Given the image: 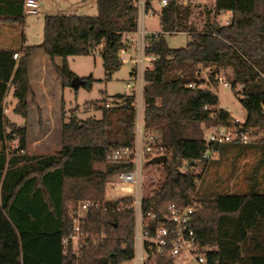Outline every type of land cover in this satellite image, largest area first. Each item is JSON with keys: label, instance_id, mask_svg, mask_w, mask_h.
Returning a JSON list of instances; mask_svg holds the SVG:
<instances>
[{"label": "trees", "instance_id": "obj_1", "mask_svg": "<svg viewBox=\"0 0 264 264\" xmlns=\"http://www.w3.org/2000/svg\"><path fill=\"white\" fill-rule=\"evenodd\" d=\"M97 14H48L44 18L40 44L18 48L0 47V264H120L135 253L133 208L120 211V200L109 201L106 209L88 212L83 228L89 240L77 255L72 244H64L73 227L70 204L80 199H103L106 182L129 165L105 162L114 146H129L135 140L136 112L130 97L118 105L107 99L91 102L102 116L80 119L72 115L63 124L62 147L51 154L27 150L28 130L9 120L4 112L10 90L16 99L13 111L27 116L35 93L29 77L32 55L42 49L56 63L64 86H71L76 73L69 56L87 55L101 44L105 78L111 79L123 63L119 50L138 28V0H94ZM145 0V10L155 12ZM159 11L161 31L146 37L147 54L156 55L145 71L144 126L159 135L167 161L158 169V180L150 185L143 200L145 213L154 211L158 220L170 204L179 207L197 203L193 222L201 246L209 247L210 264H264V0H216L215 13L201 30L191 21V10L178 0H167ZM24 0H0V21L25 18ZM213 10V11H214ZM231 12L229 23L214 17ZM189 31L191 40L183 47H170L166 33ZM14 53L21 54L19 59ZM232 69L231 88L246 111V123L236 125L231 113L219 106L216 87L223 69ZM206 71V76H203ZM91 88L97 80L81 77ZM196 82L202 87L192 88ZM102 102V103H101ZM202 124L225 125L249 131L259 139L209 144ZM17 145L11 147V143ZM221 156L236 149L239 154L257 149L261 157L245 190L229 192L219 185L199 186L202 174L183 171L186 163L208 165L220 159L205 158L207 149ZM155 264H172L161 254Z\"/></svg>", "mask_w": 264, "mask_h": 264}, {"label": "rangeland", "instance_id": "obj_2", "mask_svg": "<svg viewBox=\"0 0 264 264\" xmlns=\"http://www.w3.org/2000/svg\"><path fill=\"white\" fill-rule=\"evenodd\" d=\"M36 1V13H26L25 18L19 21H0V27H10L0 33V42L5 46L9 48H18L24 43L25 38H27L29 44H40L43 40L44 18L48 14H97V8H91V1ZM215 1L216 0H187V3H184V0H178V3L182 6L187 5L191 10V21L196 24L197 29L201 30L209 16V11L212 12L210 16L213 18L215 13ZM59 9H63V11ZM214 21H216L215 17ZM216 23L222 24L225 23V20L221 18ZM144 25L148 32H160L161 21L159 11L154 14H146ZM165 36L170 47H183L191 40V33L189 31H178L173 34L166 33ZM35 54L34 59L37 60V62L44 57V51L42 49H38ZM20 57L21 54H19L17 59ZM68 59L70 68L76 75L80 77L93 76L97 79L91 88H87L84 85H81L77 89L72 86H64L62 77L58 74L55 67L57 62L61 64L62 57L56 56L55 59L51 58V62L48 61L49 65L42 66V70L44 69L43 75L46 77L47 84L45 83V85L54 90V87L59 88L57 106H53L54 104L51 106L50 103L48 104L49 106H41L47 102L48 99L47 94L46 96L41 95L42 93L44 94V90L41 88L42 85L37 78L40 67L36 65V62H33L34 65L32 66H30L29 63V77L35 95L30 98L27 116L23 117L13 111L16 99L12 95V90L8 92L5 98L4 106L8 109L6 115L9 120L16 122L20 126H25L28 130L27 150L31 154H51L57 152L62 147L63 124L69 120L70 116L77 115L80 119L90 116L99 118L102 116V110L95 108L91 102L102 100L103 98L112 101L115 94H122L127 91L126 80L130 77V64L124 63L119 70L113 73L111 79H106L103 57L101 55H96L92 52L87 55L69 56ZM202 75L207 77L206 71H203ZM219 76H223L224 80L229 81V86H225L223 83L219 82L216 87L219 103L223 108L228 109L234 116L240 119L245 118L246 111L238 95L231 88L232 69H223ZM60 85H63L65 88H60ZM60 92L64 97L63 101L60 99ZM202 126L205 134L215 127V125L207 126L205 124H202ZM260 137V135H253L252 140L259 139ZM16 145V140L11 143V147ZM1 147L2 144L0 143V148ZM260 155L261 153L259 150L253 148H249L240 154L236 149L231 150L224 156L218 153V158L221 160L220 163L214 164L209 162L208 165L200 164L196 166L202 173L200 184H198L199 186H206L210 183L211 186L214 187V184L218 185L221 183L219 187L229 192L245 190L251 181V175L259 162ZM106 163V161L96 163V167L105 169ZM158 169V165L152 164L149 166V173L145 185L147 192H149L150 185L158 180ZM259 176L261 184L264 186V167L261 168ZM109 178L110 176L107 180H109Z\"/></svg>", "mask_w": 264, "mask_h": 264}, {"label": "built area", "instance_id": "obj_3", "mask_svg": "<svg viewBox=\"0 0 264 264\" xmlns=\"http://www.w3.org/2000/svg\"><path fill=\"white\" fill-rule=\"evenodd\" d=\"M167 2V0H162L161 5L164 6ZM137 4L139 7L137 31L132 33L134 38L128 36L125 46L119 50L121 62L131 65V78L126 82L127 91L122 95L130 97L135 108V140L129 146L111 147L106 158L108 163L129 165L130 169L116 172L110 176L106 182L103 199H80L70 204L69 217L72 219L73 227L70 234L64 238V244L67 246L71 243L78 255L90 239L95 240L94 236L83 228V222L87 218L89 210L95 208L104 210L107 202L120 200L117 210L133 208L135 216V253L132 258L120 264H155L161 254H167L172 260V264H210L206 257L209 247L201 246L198 242L193 222V215L197 210L196 202L186 207L170 204L167 213L161 217L154 228L151 222L158 220L157 214L152 210L147 213L143 210V200L147 193L146 178L149 166L152 165L150 161L162 155H166L168 159V155L165 147L159 143V135L151 130H146L144 126V87L146 84L144 76L146 69L151 67L157 56L147 54L145 50L146 37L150 32L146 29L144 20L146 14H151L153 11L145 10V0H138ZM34 6L29 3L25 12L36 13L37 10ZM229 22L230 19L225 21V23ZM103 46L104 43H101L94 50V54L101 55ZM18 57L19 54L14 53V58ZM219 82L229 86V81L224 80L223 76H219ZM189 86L195 88L202 87L203 84L197 85L196 82H193ZM122 101L123 98H113L112 101H107L106 106L118 105ZM219 106L222 107L220 104ZM7 110L4 106L5 113ZM231 115L233 114L231 113ZM233 118L236 125L246 123V118L240 119L234 115ZM205 139L209 144L236 141L247 143L252 140V134L237 127L216 125L213 130L205 134ZM204 157L216 159L218 151L209 148ZM163 164L153 165L160 167ZM196 166L186 163L183 171L201 173ZM197 182L199 183L200 179H197Z\"/></svg>", "mask_w": 264, "mask_h": 264}, {"label": "crops", "instance_id": "obj_4", "mask_svg": "<svg viewBox=\"0 0 264 264\" xmlns=\"http://www.w3.org/2000/svg\"><path fill=\"white\" fill-rule=\"evenodd\" d=\"M85 2H89V1H91L92 3H90L91 4V8H93L94 7V9H95V7L97 8V4H96V2L94 1V0H84ZM24 2H25V4H24V8L26 9L27 8V6H28V4L29 3H32V4H34L35 6V9L37 10V1L36 0H24ZM184 3H187V0H184ZM73 5V4H72ZM153 8H154V10H155V12H153V13H151V14H154V13H157L158 11H160L161 10V8H162V5H161V3L160 2H154L153 3ZM60 11H63V9H59ZM58 10V11H59ZM221 18H224V20L226 21L227 19H230L231 18V12L230 11H228V12H222V13H220V14H218L217 16H216V21L215 22H217L218 20H220ZM7 28H10V27H8V26H3V27H0V33L1 32H3L5 29H7ZM150 33H152L153 31H149ZM129 36L130 37H133L134 38V35H132V34H129ZM22 45H29V43H28V40H27V38H25L24 39V43L22 44ZM21 45V46H22ZM0 47H7V46H5L2 42H0ZM35 53L32 55V58H31V60H30V66H32V65H34V63L33 62H36L35 64L36 65H38L39 67H40V69H39V71H38V73H37V78L40 80V83H41V88L44 90V94L42 93L41 95H45L46 96V94H47V99H48V101L47 102H45L44 104H42L41 106L42 107H44L45 105L46 106H49L48 104L50 103L51 104V106L53 105V106H57V96H58V94H59V88L58 87H54L55 88V90L54 89H50L48 86H46L45 85V83H46V77L43 75V70H42V66H44V65H49L48 63V61H50L51 62V57L48 55V54H46L45 52H44V57L40 60V61H38L37 62V60H35L34 58H35ZM35 60V61H34ZM58 63V62H57ZM35 65V66H36ZM131 68V67H130ZM130 71H131V69H130ZM131 76V75H130ZM131 77H129L126 81H128L129 79H130ZM44 83V84H43ZM47 84V83H46ZM52 87V88H53ZM61 87H63V89L65 88L63 85H60V88ZM58 89V90H57ZM38 94V93H37ZM60 95H61V92H60ZM60 99H62V101L64 100V97H63V95H61V97H60ZM221 105V104H220ZM27 148H28V146H27Z\"/></svg>", "mask_w": 264, "mask_h": 264}, {"label": "water", "instance_id": "obj_5", "mask_svg": "<svg viewBox=\"0 0 264 264\" xmlns=\"http://www.w3.org/2000/svg\"><path fill=\"white\" fill-rule=\"evenodd\" d=\"M84 83V79L81 78L80 76L76 75L73 77L72 81H71V86L73 88H79L81 85H83ZM167 160L166 155H162V156H158L153 158L150 162L152 164H161V163H165Z\"/></svg>", "mask_w": 264, "mask_h": 264}]
</instances>
